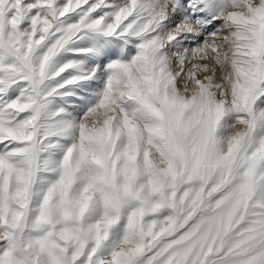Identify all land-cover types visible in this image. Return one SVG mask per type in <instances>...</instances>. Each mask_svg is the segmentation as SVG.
Listing matches in <instances>:
<instances>
[{
    "label": "snow or ice",
    "instance_id": "6c2138e0",
    "mask_svg": "<svg viewBox=\"0 0 264 264\" xmlns=\"http://www.w3.org/2000/svg\"><path fill=\"white\" fill-rule=\"evenodd\" d=\"M0 264H264V0H0Z\"/></svg>",
    "mask_w": 264,
    "mask_h": 264
}]
</instances>
